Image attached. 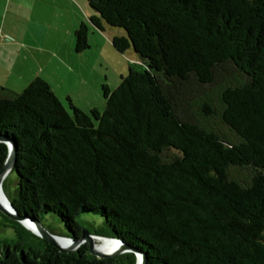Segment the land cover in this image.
I'll use <instances>...</instances> for the list:
<instances>
[{"label": "trees", "instance_id": "1", "mask_svg": "<svg viewBox=\"0 0 264 264\" xmlns=\"http://www.w3.org/2000/svg\"><path fill=\"white\" fill-rule=\"evenodd\" d=\"M90 25L139 59L105 110L64 105L42 78L0 87V136L17 149L3 190L33 224L117 239L146 264H264V0H89ZM90 25L76 52L90 48ZM8 148L0 143V172ZM16 177L14 196L7 183ZM15 240L0 264H136L133 253L62 252L0 212ZM51 233V232H50ZM53 234V233H52Z\"/></svg>", "mask_w": 264, "mask_h": 264}, {"label": "crops", "instance_id": "2", "mask_svg": "<svg viewBox=\"0 0 264 264\" xmlns=\"http://www.w3.org/2000/svg\"><path fill=\"white\" fill-rule=\"evenodd\" d=\"M93 16L89 0H0V87L19 81L25 88L42 78L55 94H102L104 76L93 75L84 55L94 51L97 35L110 33L112 43L122 31L103 24L104 31L96 29ZM82 23L90 25V48L77 53L75 34Z\"/></svg>", "mask_w": 264, "mask_h": 264}, {"label": "rangeland", "instance_id": "3", "mask_svg": "<svg viewBox=\"0 0 264 264\" xmlns=\"http://www.w3.org/2000/svg\"><path fill=\"white\" fill-rule=\"evenodd\" d=\"M108 37H111L110 33L105 35H97L96 38L91 41V45H94V51L89 52L84 55V58L90 67V71L93 75L104 76V83H107L110 89H116L118 85L121 83V74L128 73V66L130 62H136L139 57L133 52L128 51L125 54H117L114 52L111 41L108 40ZM102 38V39H101ZM104 39V40H103ZM102 41L105 45H98L99 42ZM98 46V47H97ZM103 47V48H102ZM103 54V55H101ZM127 55V56H126ZM101 56H103L101 58ZM132 59H128V57ZM102 59V63H97L98 59ZM16 83H11V88L5 87V89L14 92L21 93L25 88L20 86L21 83L19 81H15ZM57 89V88H56ZM64 89V87H62ZM58 91V89H57ZM59 97V100L66 105L65 99L67 97L70 98L72 103L81 111L89 114L92 110H97L102 113L105 110V101L102 94H56ZM16 190V177L12 175L7 183V195L12 198L14 196ZM79 223L82 225L83 230L88 231L90 234H94L97 229H99L103 223V219L94 214H83L78 217ZM40 225L46 229L47 231L53 233L57 236H67L68 231L65 229L63 224L59 221L57 217L54 215H45L42 217L40 221ZM15 240L14 231L3 224L2 217L0 216V251H4V247L6 244H11L12 241ZM97 240V239H96ZM103 240H97V242H102Z\"/></svg>", "mask_w": 264, "mask_h": 264}, {"label": "water", "instance_id": "4", "mask_svg": "<svg viewBox=\"0 0 264 264\" xmlns=\"http://www.w3.org/2000/svg\"><path fill=\"white\" fill-rule=\"evenodd\" d=\"M0 143H4L8 148V157L4 169L0 172V193L3 194V184L8 175L13 170L16 160H17V149L15 145L9 141L6 136H0ZM4 200H6V206L0 201V212L7 216L8 218L20 222L24 225L29 231L35 233L40 238L48 241L51 245L58 248L62 252H75L83 244H88L91 249V254L98 258H111L124 253H133L136 256V264H146V257L141 252L129 247L120 240L107 238V237H97L91 235L88 231H83L82 237L78 241H73L65 237L57 236L46 229H44L39 223L33 224L29 222L25 217H21L15 211L13 205L5 195H3ZM35 227V229L33 228ZM103 240L113 243H118L110 252H103L99 250L96 246L95 240ZM63 241H67L64 243Z\"/></svg>", "mask_w": 264, "mask_h": 264}, {"label": "bare ground", "instance_id": "5", "mask_svg": "<svg viewBox=\"0 0 264 264\" xmlns=\"http://www.w3.org/2000/svg\"><path fill=\"white\" fill-rule=\"evenodd\" d=\"M3 195L6 196L4 190H3V194L0 193V201L5 204L6 206V200H4ZM8 198V197H7ZM33 228L35 229V227L33 226ZM36 230V229H35ZM64 243H66L67 241H63ZM96 246L99 250L103 251V252H110L114 247H116L118 245V243H113V242H108V241H102V242H97V240H95Z\"/></svg>", "mask_w": 264, "mask_h": 264}]
</instances>
